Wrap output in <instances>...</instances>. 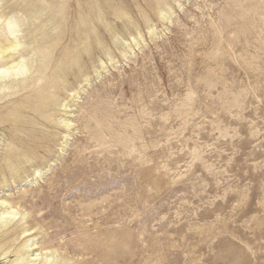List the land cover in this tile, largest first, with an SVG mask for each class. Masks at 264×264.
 Here are the masks:
<instances>
[{
	"label": "rangeland",
	"instance_id": "1",
	"mask_svg": "<svg viewBox=\"0 0 264 264\" xmlns=\"http://www.w3.org/2000/svg\"><path fill=\"white\" fill-rule=\"evenodd\" d=\"M64 1L69 107L0 121V264H264V0Z\"/></svg>",
	"mask_w": 264,
	"mask_h": 264
},
{
	"label": "bare ground",
	"instance_id": "2",
	"mask_svg": "<svg viewBox=\"0 0 264 264\" xmlns=\"http://www.w3.org/2000/svg\"><path fill=\"white\" fill-rule=\"evenodd\" d=\"M65 10L64 0H16L15 2L14 0H0V101L14 97L0 106V121H12L15 124L26 125L33 124V120L37 118L39 121L56 125L59 120L55 118L54 111L57 108L69 107V103L61 99L60 91L67 89L63 87L66 83L65 72L67 71L65 69L72 65V67L79 68V52H75L76 50H72L71 53L70 50L59 52L61 55L58 54L56 66L53 65L55 68L52 70L48 68L54 49H56L55 43L59 39L55 42L52 38L51 41L55 43L47 41V35L50 32L47 30V18L58 19L57 23L54 22L55 19L53 21L56 28L63 26L66 21ZM159 15L160 17L165 16L162 12H159ZM30 26L31 28L34 26L32 29L36 30L34 36L29 29ZM59 34L57 38H60ZM36 36L39 38L36 41L39 40L41 43L31 48L34 44V42L32 44V38ZM82 48L88 51L85 45ZM17 96L19 97L16 98ZM62 122L68 126L69 121L66 118L62 119ZM15 157V154L11 153L7 160V167L14 174L19 172ZM0 205L6 206L0 212L1 232L2 227L7 222H11L12 218L19 216V213L5 200L1 201ZM26 231L23 229L22 233ZM31 246H33L32 240H26L22 247L15 250V257L10 264H27L23 250ZM11 247L9 239L0 241V248L9 249ZM3 256H6V253ZM36 256L39 257L35 253Z\"/></svg>",
	"mask_w": 264,
	"mask_h": 264
}]
</instances>
